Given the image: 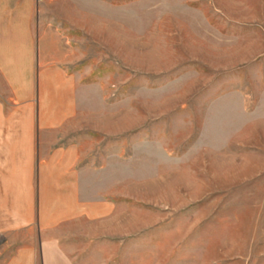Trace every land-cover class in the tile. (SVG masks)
<instances>
[{
    "label": "rangeland",
    "instance_id": "374dc122",
    "mask_svg": "<svg viewBox=\"0 0 264 264\" xmlns=\"http://www.w3.org/2000/svg\"><path fill=\"white\" fill-rule=\"evenodd\" d=\"M38 10L78 99L49 138L76 146L82 188L111 209L57 227L66 250L82 264L172 251L178 264H264V0Z\"/></svg>",
    "mask_w": 264,
    "mask_h": 264
},
{
    "label": "crops",
    "instance_id": "0c3cea01",
    "mask_svg": "<svg viewBox=\"0 0 264 264\" xmlns=\"http://www.w3.org/2000/svg\"><path fill=\"white\" fill-rule=\"evenodd\" d=\"M39 7L42 0H0V264H82L55 230L96 223L111 209L82 188L76 146L49 138L78 99L73 74L50 58ZM175 253L158 264H178Z\"/></svg>",
    "mask_w": 264,
    "mask_h": 264
}]
</instances>
